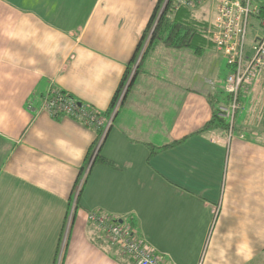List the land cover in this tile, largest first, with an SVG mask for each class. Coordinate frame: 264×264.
I'll list each match as a JSON object with an SVG mask.
<instances>
[{
    "label": "crops",
    "instance_id": "crops-1",
    "mask_svg": "<svg viewBox=\"0 0 264 264\" xmlns=\"http://www.w3.org/2000/svg\"><path fill=\"white\" fill-rule=\"evenodd\" d=\"M156 2L0 0V264H55L62 239L60 264H135L102 243L90 211L128 226L163 264H264V72L249 76L229 143L199 132L224 82L162 44L101 141L38 111L52 87L106 114ZM214 10L195 8L210 22Z\"/></svg>",
    "mask_w": 264,
    "mask_h": 264
},
{
    "label": "built area",
    "instance_id": "built-area-1",
    "mask_svg": "<svg viewBox=\"0 0 264 264\" xmlns=\"http://www.w3.org/2000/svg\"><path fill=\"white\" fill-rule=\"evenodd\" d=\"M206 0H175L178 5L196 7ZM252 0H213L215 16L209 23V35L213 48L224 55L229 71L225 77L222 94L217 104L218 115L227 122L224 139L227 143L234 137L236 115L241 111L242 104L240 92L249 76L264 72V18L257 19L260 33L255 39L253 54L245 55L246 36L249 19L258 15L260 7L251 10ZM257 77V76H255ZM254 77V78H255ZM257 79V78H255ZM122 95L117 99L112 111L102 114L90 106L76 101L70 95L64 96L61 91L48 89L42 94L39 112H47L52 117L60 115H75V119L102 130L100 141L111 126L114 113L121 101ZM28 109H32L29 105ZM264 117V108L262 109ZM74 205L68 216V223L72 218ZM88 222L99 235L107 242L111 249L119 250L130 256L135 264H162V257L153 254L146 244L135 238L128 226H124L106 214L90 211L87 215ZM69 225V224H68ZM65 241L62 244V249Z\"/></svg>",
    "mask_w": 264,
    "mask_h": 264
},
{
    "label": "trees",
    "instance_id": "trees-1",
    "mask_svg": "<svg viewBox=\"0 0 264 264\" xmlns=\"http://www.w3.org/2000/svg\"><path fill=\"white\" fill-rule=\"evenodd\" d=\"M203 3L204 2L200 3V5H202ZM195 8L194 7L190 8L184 5H178L175 2V0H157L156 5L149 17L144 33L142 37L140 38V41L130 60V63L127 65L124 75L118 85V88L114 95L110 109H112L114 100L116 99V96L118 95L119 91L124 86V84L126 85V81L129 76L128 74L133 64H135L136 67L133 72V76L130 78L126 86L127 87L126 92L129 91L136 75L140 72L142 61L145 59L147 54L151 51V49H153L155 45L162 44L164 47L170 48V49H188L195 56H201V54L206 49H209V48L214 49L211 44L210 35H209L210 21L198 16L195 11ZM258 12L259 13L256 16V19L264 18V7L261 6ZM214 16H215V12H214ZM214 16H213V19H214ZM148 32H150V35L147 39V43L144 48V51L141 52L140 54L142 45L146 39V34ZM138 55H139V58H138ZM137 58H138V61L135 62ZM61 94L64 96H69V94H67L66 92L61 91ZM125 94L126 93H124V95ZM221 94H222V91L219 97L216 95L212 96V100L210 101L211 104L214 106L212 117L199 130V132L205 131L207 129H219L220 132H225L227 130V125H228L227 122L225 121V119L221 118L218 115L217 104L219 103ZM122 97L123 98L121 99V101L124 100L125 96H122ZM108 112L106 114H108ZM96 130H97V137H99L102 130H99V129H96ZM93 150H94V147L88 153L87 160L93 154ZM93 161L98 162V163L103 162L105 164L110 165V162L106 161L105 159L101 157L100 151H97V153L94 156ZM98 238L101 240L100 237ZM102 239H103L102 243L104 245H108L103 237Z\"/></svg>",
    "mask_w": 264,
    "mask_h": 264
},
{
    "label": "rangeland",
    "instance_id": "rangeland-1",
    "mask_svg": "<svg viewBox=\"0 0 264 264\" xmlns=\"http://www.w3.org/2000/svg\"><path fill=\"white\" fill-rule=\"evenodd\" d=\"M262 1L263 0H252L251 1V6H250L251 10H253L254 8H257L258 4L262 3ZM260 30H261V28H260V25H259V21L255 17H251L249 19V25H248L247 36H246V45H245V55L246 56L250 57L253 54V47L255 46V39L257 38V35L260 33ZM149 35H150V32H148L146 34V39H145L144 43L147 42V39H148ZM143 51H144V49H142L140 51V54ZM210 51L213 52V53H211ZM139 55H138V58H139ZM138 58L136 59L135 62L138 61ZM207 58H210V62L207 61ZM199 60H200L201 65H203L206 70H208L209 72H211L212 75H214V77L212 79L217 82L216 84L219 85V84H222L224 82L225 77H226V75L228 73L227 72L228 69H227L226 58L223 56L222 53H219V52L217 53L212 48H209V49H206L201 54V57H199ZM133 65L134 66L129 71V74H128L129 76H128L127 81H126V85L124 84V86L119 91L118 95L116 96V99L114 100L113 106L116 104L117 99H119L121 94L124 95V93H126V89H127L126 86H127L128 82H129L130 78L133 76V70H135L134 68L136 67L135 64H133ZM195 65L197 66L198 63H195ZM259 73L261 74L262 72L260 71ZM249 83H250V77L246 78V80H245V82H244V84L242 86V90L240 92V98L241 97L244 98L246 93L248 95V92H246V91L248 90ZM258 83L255 82V86ZM49 88L53 89L52 87H49ZM57 91H59V90H57ZM62 92H64V91H62ZM245 105H247V106H245ZM247 108H248V103L244 102L243 103V109H241L242 113H243L244 110H247ZM112 110L113 109H110L109 111H112ZM69 116L72 117L73 119H75V115H72V116L69 115ZM236 124H237V122L235 121L234 129L236 128ZM222 134H225V132H222ZM61 241L62 242H61L60 245L62 247V244L65 241V239H62ZM61 247H60V249L57 252L55 264H60L61 253H62V250H63ZM63 247H64V245H63Z\"/></svg>",
    "mask_w": 264,
    "mask_h": 264
}]
</instances>
